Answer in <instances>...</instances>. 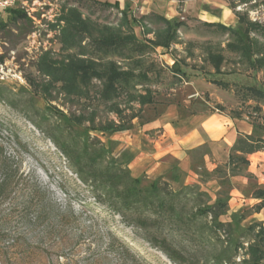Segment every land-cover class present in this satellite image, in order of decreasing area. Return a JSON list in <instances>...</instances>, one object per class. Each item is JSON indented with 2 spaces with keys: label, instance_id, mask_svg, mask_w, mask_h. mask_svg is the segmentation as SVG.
<instances>
[{
  "label": "rangeland",
  "instance_id": "rangeland-1",
  "mask_svg": "<svg viewBox=\"0 0 264 264\" xmlns=\"http://www.w3.org/2000/svg\"><path fill=\"white\" fill-rule=\"evenodd\" d=\"M117 1L128 13L132 29L123 25L119 10L102 5ZM185 2L17 0L15 8L0 11V154L21 161L23 172L47 192L54 208L52 219L44 225L13 223L16 237L23 239L9 253L10 264H221L214 260L219 255L225 264H243L250 260L252 245L263 247L258 239L264 210L257 214L255 202L235 211L226 206L220 218L225 224L222 228H215L210 215H199L197 228L177 227L165 220L146 233L134 226L132 217L123 218L97 202L54 142L68 139L71 132L59 129L62 120L54 108L69 117L94 114L96 126L125 122L132 128L134 122L154 120L168 106L181 107L195 98L199 110L244 116L264 125V0H220L234 16L233 24L231 19L224 23L187 19L182 8ZM162 4L177 8L182 26L170 30L156 17L152 10ZM73 12L89 29L82 44L88 53L83 59L101 65L113 60L122 71L146 74V79L133 80L113 103L100 98L99 79H93L81 96L69 97L62 83H51L52 72L44 74L38 68L45 55L58 66L80 60L79 49L63 43L67 27L63 18ZM239 16L244 17L241 24ZM207 24H225L233 31ZM117 29L147 42L151 49L143 56L128 51L125 57L103 55L93 42ZM175 66L178 71L173 70ZM146 93L153 102L141 107L138 98ZM86 127L88 122L72 131ZM91 135L113 151L112 135ZM251 179L247 195L243 194L246 199L258 189L257 180ZM142 180L144 185L151 181ZM201 181L181 197L179 207L184 208L186 221L198 207L213 205L219 196L223 202L226 197L230 200L233 187L225 171L203 172ZM252 226L257 227L251 230ZM261 260L259 264H264V257Z\"/></svg>",
  "mask_w": 264,
  "mask_h": 264
},
{
  "label": "trees",
  "instance_id": "trees-1",
  "mask_svg": "<svg viewBox=\"0 0 264 264\" xmlns=\"http://www.w3.org/2000/svg\"><path fill=\"white\" fill-rule=\"evenodd\" d=\"M90 2L92 3L93 0H90ZM102 5L119 10L122 15L123 25L129 29L133 28L128 13L126 10H121L120 2L117 1L115 4L103 3ZM21 17L19 16V18ZM156 17L166 23L167 28H170V30L183 24L177 19L167 20L161 16ZM63 19L67 24V27L63 30V43L66 48L79 49L80 60L72 59L68 64L64 65L63 63V65L58 66L57 64L53 65L51 60L45 55L41 58L42 61L39 63L38 68L44 74L52 72L51 74L49 73L51 75H49L51 83H62L67 96H81L86 92V88L93 79H99L102 82L100 98L105 103H113L119 98L122 90L125 93L128 91L132 86L133 80L137 78L146 79V74L144 73L136 75L130 69L122 71L113 60H107L101 65L100 61L90 58L83 59L88 54L82 46L88 25L76 12H73L72 16H65ZM242 22H244V17L239 16V23L241 24ZM207 25L233 31L230 27L223 24ZM123 32V29L110 30L107 36L94 41L93 44L100 53L107 57H110L111 54L115 57H125L126 51L143 56L151 49V45L147 42L140 41L133 34H125ZM173 70L178 71L179 69L175 66ZM45 91L49 90L46 89ZM138 102L141 107L152 104L151 94L146 93L143 96H139ZM54 109L62 120V125L59 129L62 131H66L68 128L71 129L68 139H54V142L67 159L74 174L94 193V198L97 202L123 218L132 217L134 226L146 233L150 229L159 226L160 221L164 222L165 220L177 227L190 224L192 227L197 228L199 215H210L215 228L225 226V224L220 222V218L226 214L227 197L225 198V203L219 196L213 205H206L203 208L198 207L186 221L184 208L181 209L179 206L181 205L182 195L192 188L185 187L179 192H172L168 189L171 186L164 181H150L149 184L144 185L142 178L135 179L131 176L128 169L118 166L112 157V150L101 143L99 138L91 135L92 132L110 135L124 132L131 129L130 124L123 122L118 125L109 123L103 126H96L94 114L69 117L60 110ZM88 118L89 121H87ZM86 122L89 123V127H86L83 131H72L74 128H82ZM253 125L255 127V135L239 139L234 149L235 151L251 154L264 149V140L259 137V134L264 132V125L259 122H254ZM237 163L248 165L249 162L243 156L231 155L230 165H236ZM232 171L234 172V169ZM216 172L222 173L224 170L219 168ZM255 195L256 198L262 199V203L257 207V211L260 212L264 208V191L257 190ZM53 211V202L49 199L47 192L23 172L21 161L1 153L0 264H10L9 253L18 249L23 239L20 236L16 237L15 234L17 232L12 226L13 223L26 225L27 227L44 225L52 219ZM256 227L252 226L251 230H255ZM259 229L261 237L258 240L264 243V238H262L264 226L259 225ZM263 248L264 244L263 247L252 245L249 248L250 260L248 263L243 264H259L262 261L261 258L264 257ZM166 252L170 253L169 250H166ZM178 255L181 254L179 253ZM214 260L225 264L224 260H222V255L216 256ZM230 263L227 262V264Z\"/></svg>",
  "mask_w": 264,
  "mask_h": 264
},
{
  "label": "crops",
  "instance_id": "crops-1",
  "mask_svg": "<svg viewBox=\"0 0 264 264\" xmlns=\"http://www.w3.org/2000/svg\"><path fill=\"white\" fill-rule=\"evenodd\" d=\"M158 7L152 10L157 15L167 20L178 18L173 4ZM182 8L187 19H200L204 23H224L230 19L232 24L235 22L220 0H187ZM195 81L199 83V79ZM194 99L181 107L170 105L156 119L141 124L134 122L131 129L112 135V155L117 165L128 169L135 179L167 182L175 192L194 184L201 185L203 172L213 174L221 168L229 175L233 187L227 201L230 210L253 202L259 206L262 199L256 198L255 192L264 191V149L251 154L234 150L239 139L255 135L254 122L244 116L231 117L208 108L199 110V101ZM259 137L264 140V132ZM202 149L206 151L199 156ZM233 154L245 157L248 165H230ZM251 178L257 180L258 189L246 199L243 194L247 195Z\"/></svg>",
  "mask_w": 264,
  "mask_h": 264
},
{
  "label": "built area",
  "instance_id": "built-area-1",
  "mask_svg": "<svg viewBox=\"0 0 264 264\" xmlns=\"http://www.w3.org/2000/svg\"><path fill=\"white\" fill-rule=\"evenodd\" d=\"M17 6V0H0V11L13 9Z\"/></svg>",
  "mask_w": 264,
  "mask_h": 264
}]
</instances>
